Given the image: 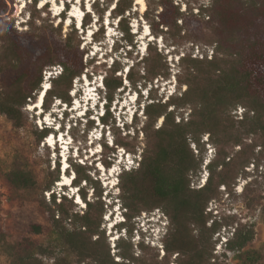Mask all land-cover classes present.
I'll use <instances>...</instances> for the list:
<instances>
[{
	"label": "trees",
	"instance_id": "1",
	"mask_svg": "<svg viewBox=\"0 0 264 264\" xmlns=\"http://www.w3.org/2000/svg\"><path fill=\"white\" fill-rule=\"evenodd\" d=\"M37 2L30 5L33 20H38L42 12L37 9ZM135 2L96 0L92 4L93 12L85 11L83 26L93 24L94 13L98 28L93 35L95 41H101L105 33L104 17L109 11L118 19L121 40L133 46L136 33L130 19L136 14ZM147 5L142 17L151 36L161 37L178 51L192 43L193 52L197 46L201 56H193L189 51L180 56L176 73L178 94L157 102L152 87L147 90L151 100L143 104L145 119L140 128L135 124L136 139L139 140L140 134L143 139L133 143L128 138H115L112 146L106 142L102 162L106 169L112 168L118 148L134 155L140 152L139 165L119 174L124 217L132 220L144 211L162 210L169 222L163 239L165 254L160 258L159 251L151 254L143 245L136 250L133 243L122 238L116 245L118 251L112 255L105 230L101 229L106 205L102 200L103 188L98 178L94 180L90 175L87 163L72 162L73 183L81 190L87 209L75 212L66 203L67 195H62L59 202L53 195L57 210L51 216V235L55 243L43 244L27 236L11 242L0 235V244L10 256V264H48L45 258L53 259V264H171L170 258L175 254L178 264H216L212 261L215 256L212 236L226 225L234 230L225 249L239 252L243 264H263L261 252L248 248L256 235L255 225L241 220L225 223L213 220L208 225L207 208L210 202L220 199L223 189L231 193L247 167L264 165V0H187L184 8L176 0H148ZM6 8V1L2 0L0 15ZM64 19L58 24L62 36ZM9 22H0V41L21 60L25 51L23 41L11 34ZM72 28L58 46L39 50L32 70H25L11 85L0 88V111L16 127L24 125L27 105L31 101L36 103L41 95L46 68L59 65L62 69L60 75L51 78V86L44 95L45 111L51 109L54 97L71 105L74 81L89 75V66L96 60L85 61L79 31L74 25ZM152 42V39L147 42V52L129 66L125 77L124 67L116 59L110 66L102 62L94 65L93 72H103L101 86L107 111L116 96L127 89V83L142 89L156 78L171 77L164 55ZM240 107L244 110L242 115H237ZM105 114L106 111L102 120L108 125ZM53 132L52 127H43L39 142ZM204 135L215 153L206 163V182L195 186L205 163ZM0 177L7 186L16 189L38 184L34 172L26 169L1 171ZM56 181H60L59 168L47 190ZM83 181L93 187V201H88V192L81 187ZM28 227L35 233L44 231L39 223H30Z\"/></svg>",
	"mask_w": 264,
	"mask_h": 264
},
{
	"label": "rangeland",
	"instance_id": "2",
	"mask_svg": "<svg viewBox=\"0 0 264 264\" xmlns=\"http://www.w3.org/2000/svg\"><path fill=\"white\" fill-rule=\"evenodd\" d=\"M5 1L8 8L0 15V22L10 21L7 27L17 40L23 41L25 51L21 60H17L6 49L5 42L0 41V88L11 85L25 70L29 68L32 70L39 50L49 45L58 46L66 33L73 30V25L79 31L78 39H81V48L85 51L86 62L95 59L94 65L102 62L110 66L116 59L124 67L125 77L129 66L134 61H139L147 52V42L152 39L153 47H157L164 55L170 67L171 77L156 78L153 82H149L146 88L141 89L138 86L139 90L132 88L126 81L127 89L116 96L110 110L107 111L104 88L101 86L103 72L101 70L93 72L94 65H90L89 75L84 74L74 81L71 105L54 97L51 109L45 111L42 107L39 111V108H36L35 103L31 101L26 107L22 127H16L13 120L0 111V173L26 169L33 171L38 180L36 187L16 189L7 186L0 177V235H5L11 242L27 236L43 244L52 243L53 245L55 242L51 235V216L53 210H57L53 195H56L57 202L62 195H67L66 203L75 212L86 210L87 203L82 197L81 190L71 180L75 172L70 164L72 162L87 163L90 167V175L94 180L98 178L104 191L102 200L106 205L101 229L105 230L112 255L118 251L116 246L118 241L124 238L127 243H133L136 250L143 245L151 254L159 251L161 258L165 254L163 239L169 226V224L164 226L161 221L158 222V214L162 215V210L144 211L132 220H125L124 208L119 196L121 192L119 174L123 170H131L139 165L140 152L134 155L123 148H118L116 159L110 169L105 168L102 159L105 157L103 155H105L106 142L112 146L115 138H128L133 143L143 139V134L139 135V140L136 139L135 124L137 123L140 128L145 119L143 104L151 100L148 97L149 88L152 87V95L157 102L159 100L165 102L171 95L178 94L179 84L176 73L179 71V58L185 51L193 52L192 43L178 51L161 37L151 36L148 24L142 17L145 10L142 11L141 5L136 3L137 0L134 8L136 14L130 19V25L136 33L133 46L121 40L122 33L117 25L118 19L113 18L109 11L104 17L105 33L101 41L94 39L93 32L98 28L97 16L94 13L92 14L93 24L85 27L78 25L76 17L79 16V12L83 14L88 8L93 12L92 4L96 0H57L60 6L54 5L52 0H44V3L48 1L44 8L41 7L42 0H38L37 9H42L38 20L30 17L32 10L30 5L35 0H9L10 4L8 0ZM62 1L64 3L67 1L68 4H62ZM98 1L104 2V0ZM145 1L147 7L148 0ZM176 1L181 2L184 8L187 0ZM63 5L65 10L60 12ZM71 14H75L76 17H72ZM63 18L65 19L62 36L58 30V24ZM211 50L212 48L208 49L210 57ZM193 53V56H201L197 46ZM56 69L62 68L57 65L44 70L43 85L47 82L51 85V78L60 75ZM39 98L40 96L38 100ZM105 111L104 116H108L109 119L108 125H105L102 120ZM184 113L187 117L188 111ZM237 115L240 114L237 112ZM179 118L181 115L177 121ZM158 123L160 124L161 120ZM45 126L52 127L54 132L51 133V137L49 135L44 141L39 142L40 131ZM203 140L206 142L205 163L199 175L200 181L195 186H202L206 182L208 175L206 163L215 153L213 145L207 142V135H204ZM64 162L68 165L65 171H63ZM58 168L60 181L54 182L51 189L47 190L46 187L51 185L57 176ZM71 183L72 189H70ZM81 187L88 192V201H93V187L87 185L85 181L82 182ZM223 191L220 199L210 202L207 208L210 216L208 225L213 220L219 223L241 220L244 223L254 224L256 235L248 248L260 251L264 264V165L257 167L251 164L246 168V173L239 176L231 193L224 189ZM73 192L75 195L76 193L81 195L82 203L76 201ZM30 223L41 224L44 231L42 233L31 231L28 227ZM233 230L232 226H222L212 236V241L215 242L213 251L215 256L212 261L216 264H243L239 252L225 249V243L232 236ZM115 258L119 260L118 256ZM170 260L171 264H178L176 254ZM45 261L53 264V259L45 258ZM10 263V256L0 244V264Z\"/></svg>",
	"mask_w": 264,
	"mask_h": 264
},
{
	"label": "bare ground",
	"instance_id": "3",
	"mask_svg": "<svg viewBox=\"0 0 264 264\" xmlns=\"http://www.w3.org/2000/svg\"><path fill=\"white\" fill-rule=\"evenodd\" d=\"M53 1V4L54 5H56V6H60V3H58L57 2V0H52ZM42 2L44 3V0H42ZM45 2H48V1H45ZM63 2V1H62ZM136 3H138V4H140L141 5V9H142V11H144L145 9H146V1L145 0H137V2ZM62 4H65L64 2L62 3ZM89 4H90V2H89ZM112 8H114V7H112ZM111 8V9H112ZM87 11H91L90 10V8H88V10ZM80 14H82L81 12H79V16L78 17H80L81 15ZM84 14V13H83ZM82 14V15H83ZM71 16L72 17H76V15L75 14H71ZM48 83L49 82H47V85L46 86H44V88H45V90L41 93V95H40V98H39V100L35 103V107L36 108H39L40 107V105H41V101L44 99V95H45V93H46V91L50 88V84L48 85ZM43 106H41V108H42ZM50 141V140H49Z\"/></svg>",
	"mask_w": 264,
	"mask_h": 264
},
{
	"label": "clouds",
	"instance_id": "4",
	"mask_svg": "<svg viewBox=\"0 0 264 264\" xmlns=\"http://www.w3.org/2000/svg\"><path fill=\"white\" fill-rule=\"evenodd\" d=\"M119 208V207H118ZM158 222L161 221V223L164 225V226H167L169 224L168 222V218L164 215V213L162 215L158 214ZM162 219V220H161Z\"/></svg>",
	"mask_w": 264,
	"mask_h": 264
},
{
	"label": "built area",
	"instance_id": "5",
	"mask_svg": "<svg viewBox=\"0 0 264 264\" xmlns=\"http://www.w3.org/2000/svg\"><path fill=\"white\" fill-rule=\"evenodd\" d=\"M8 3L10 4L9 0H8ZM58 72H61L60 69H56ZM55 71V72H57ZM244 108L240 107L239 110L237 111L240 115H242V112H243Z\"/></svg>",
	"mask_w": 264,
	"mask_h": 264
},
{
	"label": "water",
	"instance_id": "6",
	"mask_svg": "<svg viewBox=\"0 0 264 264\" xmlns=\"http://www.w3.org/2000/svg\"><path fill=\"white\" fill-rule=\"evenodd\" d=\"M44 90H45V88L43 87V90H42V92H43ZM42 92H41V93H42Z\"/></svg>",
	"mask_w": 264,
	"mask_h": 264
}]
</instances>
